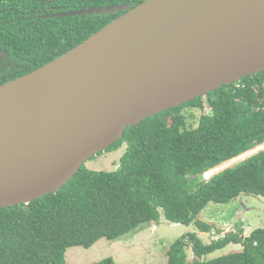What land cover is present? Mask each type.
I'll return each mask as SVG.
<instances>
[{
	"label": "trees",
	"instance_id": "16d2710c",
	"mask_svg": "<svg viewBox=\"0 0 264 264\" xmlns=\"http://www.w3.org/2000/svg\"><path fill=\"white\" fill-rule=\"evenodd\" d=\"M144 0H0V43L9 42L22 65L0 70V84L29 73L74 48L121 13L36 18L118 3ZM57 5L58 8L51 9ZM59 37L53 51L36 54L42 42ZM66 37L65 40L62 38ZM31 40L25 47L19 40ZM210 113L189 128L185 106ZM126 149L117 170L85 164L64 186L28 203L0 208V264H67L71 247L90 248L99 239H118L150 221L190 225L210 232L198 218L210 202L228 203L242 193L264 197V149L215 173L204 174L264 143V71L223 85L204 96L130 125L106 151ZM102 154V151L100 152ZM99 153V154H100ZM196 187V189H194ZM194 189V190H193ZM231 243L241 251L206 258ZM264 264V228L231 230L205 243L193 232L175 240L168 264ZM93 264H115L112 257Z\"/></svg>",
	"mask_w": 264,
	"mask_h": 264
},
{
	"label": "water",
	"instance_id": "95a60500",
	"mask_svg": "<svg viewBox=\"0 0 264 264\" xmlns=\"http://www.w3.org/2000/svg\"><path fill=\"white\" fill-rule=\"evenodd\" d=\"M122 11L0 84V208L57 191L130 125L264 71V0H144L56 16Z\"/></svg>",
	"mask_w": 264,
	"mask_h": 264
},
{
	"label": "rangeland",
	"instance_id": "374dc122",
	"mask_svg": "<svg viewBox=\"0 0 264 264\" xmlns=\"http://www.w3.org/2000/svg\"><path fill=\"white\" fill-rule=\"evenodd\" d=\"M210 112L211 109L207 104L203 109L191 106L182 109L189 128L196 127L200 116ZM126 145L125 143L112 151L104 150L102 154L99 152L100 154L92 156L84 164L94 170H117ZM263 149L264 143L220 166L209 169L211 172L206 173L205 178L210 179L215 173L234 166ZM198 218L213 225V229L210 232H201L195 222L185 225L165 219L164 223H158L155 232H152L151 226L145 227V225L118 239L101 238L90 248L71 247L66 252L67 264H93L107 257L114 258L115 264H168L167 253L171 244L188 232L197 233L205 243H210L231 230L242 228L246 234H249L254 229L264 228V197L253 193H242L228 203L210 202ZM242 249V244L231 243L206 258H215ZM191 252L192 249L189 248L188 255H191ZM191 262L189 261V264Z\"/></svg>",
	"mask_w": 264,
	"mask_h": 264
},
{
	"label": "flooded vegetation",
	"instance_id": "af4514ba",
	"mask_svg": "<svg viewBox=\"0 0 264 264\" xmlns=\"http://www.w3.org/2000/svg\"><path fill=\"white\" fill-rule=\"evenodd\" d=\"M50 1H55V0H50ZM118 4H120V3H118ZM54 8H58V6L57 5L51 6L52 10ZM81 9H83V8H81ZM58 13H64V12H55L54 11V12H51V13H48V14L39 15V16H31V17H36V18L40 17V18L46 19V18H59V17H63L64 16V15L56 16V14H58ZM122 13H124V12L122 11ZM69 16H74V15H69ZM62 39L65 40L66 37H63ZM19 42L25 47H32V45H33L31 40H26L25 39L24 41H22L20 39L18 41V43ZM62 43L59 42V37L55 38L53 41H49V42H45V43L41 42L38 45V47H40V48L37 51H35V53L36 54H46L47 56H49L47 54L48 50L53 51V48H55L56 46H58L59 44H62ZM12 47H15V46H12L9 42H7L6 46H3L0 43V51L3 52V53H0V70L11 69L13 67H19V66L22 65V63H23L22 60H20L19 58L14 57L12 55V52H13Z\"/></svg>",
	"mask_w": 264,
	"mask_h": 264
},
{
	"label": "crops",
	"instance_id": "0c3cea01",
	"mask_svg": "<svg viewBox=\"0 0 264 264\" xmlns=\"http://www.w3.org/2000/svg\"><path fill=\"white\" fill-rule=\"evenodd\" d=\"M225 163V162H224ZM240 196V195H239ZM165 222V218H164V216H162V218L160 219V221H150L149 223H147V224H145V225H143V226H145V227H147V226H151V230H152V232H155V231H157V228H158V223H164ZM141 228V227H140ZM213 229V228H212ZM202 232V231H201ZM244 233H245V235H246V231L244 230ZM199 235V234H198ZM200 236V235H199Z\"/></svg>",
	"mask_w": 264,
	"mask_h": 264
},
{
	"label": "built area",
	"instance_id": "2783aa9c",
	"mask_svg": "<svg viewBox=\"0 0 264 264\" xmlns=\"http://www.w3.org/2000/svg\"><path fill=\"white\" fill-rule=\"evenodd\" d=\"M205 175H206V173H205ZM205 175H204V177H205ZM189 258H191V260H193V258H194V253L193 252H191V255H189Z\"/></svg>",
	"mask_w": 264,
	"mask_h": 264
},
{
	"label": "clouds",
	"instance_id": "9594fccd",
	"mask_svg": "<svg viewBox=\"0 0 264 264\" xmlns=\"http://www.w3.org/2000/svg\"><path fill=\"white\" fill-rule=\"evenodd\" d=\"M211 171L210 170H208V171H206L205 173H210ZM205 175V174H204ZM205 178V177H204ZM206 179V178H205ZM193 252V251H192ZM194 253V252H193ZM188 261H193V260H189V255H188Z\"/></svg>",
	"mask_w": 264,
	"mask_h": 264
}]
</instances>
